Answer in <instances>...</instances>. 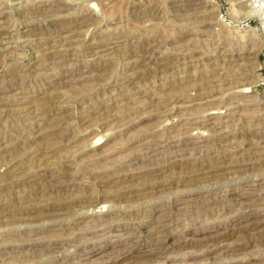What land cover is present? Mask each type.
<instances>
[{
    "label": "rangeland",
    "instance_id": "1",
    "mask_svg": "<svg viewBox=\"0 0 264 264\" xmlns=\"http://www.w3.org/2000/svg\"><path fill=\"white\" fill-rule=\"evenodd\" d=\"M0 264H264V10L0 0Z\"/></svg>",
    "mask_w": 264,
    "mask_h": 264
},
{
    "label": "built area",
    "instance_id": "2",
    "mask_svg": "<svg viewBox=\"0 0 264 264\" xmlns=\"http://www.w3.org/2000/svg\"><path fill=\"white\" fill-rule=\"evenodd\" d=\"M252 8L260 13L264 10V0H248Z\"/></svg>",
    "mask_w": 264,
    "mask_h": 264
},
{
    "label": "bare ground",
    "instance_id": "3",
    "mask_svg": "<svg viewBox=\"0 0 264 264\" xmlns=\"http://www.w3.org/2000/svg\"><path fill=\"white\" fill-rule=\"evenodd\" d=\"M243 6H244V5H243ZM243 8H244V7H243ZM245 11H246V10H245ZM246 14H250L249 11H248V13L246 12ZM246 14H245V15H246ZM247 16H248V15H247ZM247 16H246V17H247Z\"/></svg>",
    "mask_w": 264,
    "mask_h": 264
}]
</instances>
